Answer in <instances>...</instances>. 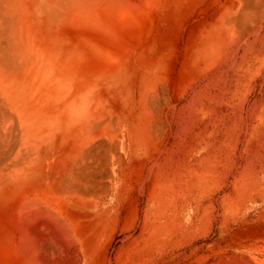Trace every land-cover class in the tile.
I'll list each match as a JSON object with an SVG mask.
<instances>
[{
  "label": "bare ground",
  "instance_id": "1",
  "mask_svg": "<svg viewBox=\"0 0 264 264\" xmlns=\"http://www.w3.org/2000/svg\"><path fill=\"white\" fill-rule=\"evenodd\" d=\"M229 48L245 164L117 182L123 105ZM0 264H264V0H0Z\"/></svg>",
  "mask_w": 264,
  "mask_h": 264
},
{
  "label": "rangeland",
  "instance_id": "2",
  "mask_svg": "<svg viewBox=\"0 0 264 264\" xmlns=\"http://www.w3.org/2000/svg\"><path fill=\"white\" fill-rule=\"evenodd\" d=\"M227 51L222 63L200 80L187 75L179 78L176 74L160 77L161 85L174 87L158 98L155 108L150 104L144 105L139 93L135 94L133 109L125 110L123 105L122 112L133 122L132 134L136 145L131 141L129 129L125 128L122 135V162L115 163L110 169L117 182L122 181L129 172L197 174L201 170H235L245 164L247 155L243 154V144L235 146L233 126L224 125L222 121L216 123L217 120H214L230 117L235 111L231 102L238 84L233 75L234 70L229 67L233 64V53L230 48ZM183 64L184 61L177 64V72ZM260 82L261 79L255 83ZM202 87L203 95L200 92L198 95L197 91ZM141 105H144L143 108ZM153 132L155 134H152Z\"/></svg>",
  "mask_w": 264,
  "mask_h": 264
}]
</instances>
